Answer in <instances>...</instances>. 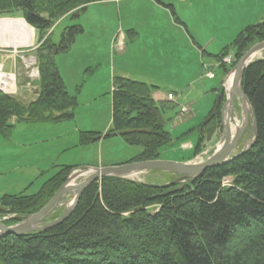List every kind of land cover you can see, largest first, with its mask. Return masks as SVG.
I'll use <instances>...</instances> for the list:
<instances>
[{"label":"trees","instance_id":"1","mask_svg":"<svg viewBox=\"0 0 264 264\" xmlns=\"http://www.w3.org/2000/svg\"><path fill=\"white\" fill-rule=\"evenodd\" d=\"M99 1L105 0H0V15L21 9L43 40L36 49L39 95L25 103L16 96L0 94L1 133L10 134L13 117L45 122L73 118L75 97L66 90L54 57L70 46L82 27H69L63 41L56 44L45 35L58 18ZM262 40L264 20L244 28L215 56L221 62L228 55L240 59L248 46ZM241 86L255 121L254 139L243 154L207 168L201 176L173 187V191L170 186L117 176L94 181L83 190L76 208L64 222L46 230L0 238V264H264V58L248 65ZM113 88V125L106 135H120L129 145L142 148L127 162L157 159L161 147L171 142L165 129L171 118L166 113V102L153 96L158 87L114 76ZM224 99L220 91L204 126L219 121ZM46 109L60 112L44 118V113L39 112ZM100 137L93 131L80 134L85 144ZM73 167H61L37 193L1 197L0 217L26 216L40 210ZM226 177L232 178L228 185L223 184ZM155 203L160 205L150 210ZM47 217L59 215L54 211ZM16 222L18 219L12 217L4 223ZM128 238L138 245L129 243L128 254L120 252L119 261L114 253L104 251ZM116 250L119 252V248ZM96 254L102 262L93 258Z\"/></svg>","mask_w":264,"mask_h":264},{"label":"rangeland","instance_id":"2","mask_svg":"<svg viewBox=\"0 0 264 264\" xmlns=\"http://www.w3.org/2000/svg\"><path fill=\"white\" fill-rule=\"evenodd\" d=\"M249 1L174 0L173 4L177 16L186 22L188 31L184 27L175 26L177 27L175 28L170 26L171 12L169 9H166V14H164V12H160L161 10L150 6L146 1L121 3V6L127 4L129 9L137 10L139 20L136 18L133 21L138 26L137 31L139 34L133 44H128L131 46V51L122 55L121 59L116 57L114 62H117V60L122 61L125 66L135 71L136 75L134 76L139 79V72L143 68V62L139 58L142 61L143 59L147 60V62L154 60L163 75V79L155 76H152L151 79L158 81L159 78L161 90L167 91L170 89L176 91V94L168 93L166 95V113H169L171 118L165 123V129L171 135V142L161 147L157 159L200 163L211 157L222 143L224 123L221 119L222 114L217 123L214 122L207 127L203 125L207 115L201 124L196 127L191 128L190 125H185L186 121L194 116L188 103L195 96L192 93L195 86L199 85L197 88L203 86L205 89L216 87L221 78V71L218 68L214 69L215 79L206 77L205 73L201 77L197 76L199 75L198 68L199 73H201L202 66L201 64L198 65L197 47L195 48L189 36H193L208 51L219 54L244 28L264 20V7L258 6L257 10L252 8L248 10ZM190 5H193V7L189 9ZM129 9L128 13L130 14ZM117 12L118 10L113 4L89 6L80 17V21L76 22L82 23L84 31L74 34V40L70 41L72 52L69 56H65L66 64L58 65L64 75L63 80L66 90L71 96L75 97L73 118L62 122L44 121L36 124L16 121L15 131L10 138L0 132V198L4 195H18L20 193L31 195L37 193L45 180L52 176V167L54 165H80L69 170V175L61 186L73 175L77 176L72 178L70 183L78 184L87 177V175H82V173L99 167L129 163L127 161L142 152L140 146L129 145L122 136L106 135L113 125L112 90L114 78L109 75V67L111 66V61L108 58L109 34L117 28V26L114 28L116 18L125 21V13L119 12L118 14ZM3 15H6V13L0 16ZM101 15L105 18H100ZM149 18L151 21L147 23ZM151 23L157 25L158 28L163 26L165 31L157 30L151 33V29L148 28V24ZM67 24L70 25L69 27L81 25L74 22L70 23V20H68L59 26L57 32L61 31ZM53 27L54 24L46 33V38H48V35L51 36ZM123 30H126L125 25ZM126 35L129 40L131 38L130 35L128 33ZM149 37L155 40L157 44H148ZM255 43L248 46L244 53ZM8 48L9 53L22 52V54L19 52L21 54L19 59L28 61V57L33 56L30 51L28 52L27 48L29 46ZM231 57L233 58L234 66L230 67L229 70L226 67L225 80H228L229 75L239 61L234 56L231 55ZM260 58H264V49L259 51L254 59ZM16 66L19 67L18 71ZM16 66H14V70H9L10 65L7 64L4 70L12 72L14 76L5 75L4 78L11 81L10 86L13 89L12 91L15 90V93L22 88L28 90V93L34 96L32 91L34 83H38V78L29 75L31 72L30 67H26L29 66L27 62L25 64L20 62L19 65L16 63ZM196 70L197 75H195ZM143 76L147 77V75ZM195 76L199 80L189 83ZM225 80H223V84ZM225 84H228L227 81ZM83 87L84 89L80 91ZM15 93L13 92V94ZM222 93L227 98L228 93L225 87H223ZM0 94L6 95L9 92L0 89ZM170 94L173 95L172 98L168 97ZM23 100L28 101L29 98L26 99L25 97ZM194 100L192 102H195ZM223 103L224 100L221 102V108ZM235 103L234 121L236 124H232L234 129L243 119L240 99L236 97ZM59 112L46 109L39 113L40 115L44 113L43 117L45 118L55 117ZM199 116L200 114H198ZM22 117L26 118L28 116L23 115ZM196 119L197 117L192 119V126L197 125L199 122H196ZM251 126L252 120L250 118L247 130H245V134L238 141L234 152H239L245 144L250 145L253 141L254 131L250 137L248 134ZM85 130L98 131L102 137L95 142L81 146L80 131ZM69 144L72 146H69ZM67 146L68 149H65ZM88 147H92L90 156L86 154L90 151ZM43 170L46 173L42 174ZM117 177L154 186H170L172 188L170 191H173L178 184L185 183L187 180L181 174L165 170H145ZM231 181V177H226L223 180V184L228 185ZM73 199L74 192L67 193L52 212L55 211L60 217L64 210L72 205ZM151 205H155L150 207V210L153 211L157 209L158 206L156 205L160 204ZM31 214L26 216L10 214L0 217V220L5 222L6 219L16 217L18 222H20ZM47 216L42 219L41 224L49 223L58 218H49ZM13 224L15 223H11V225ZM120 243L117 241L115 247L104 248L107 253H114L113 255L118 261L120 252L128 254L129 243H132L135 247L138 245L136 241H130L129 238L123 244ZM118 248L119 252L116 250ZM93 258L102 262L98 254Z\"/></svg>","mask_w":264,"mask_h":264},{"label":"crops","instance_id":"3","mask_svg":"<svg viewBox=\"0 0 264 264\" xmlns=\"http://www.w3.org/2000/svg\"><path fill=\"white\" fill-rule=\"evenodd\" d=\"M137 1L141 2V1H146L148 2V4L152 7H155L157 10H161L160 12H164V14H166V9H169L171 14V25L170 26H178V27H184L185 29H187V24L186 22L181 19L179 16H177L176 10H175V6L173 4L174 0H105V1H99V2H94L92 4H89L85 10H87V8H89V6L91 5H97V4H113L114 6H116V10H118V14L119 12H121L122 14L125 13V21H123L120 18H116V25L114 26V29L111 34H109V46H108V58L111 61V66L109 67V75L112 76V78H114V76H122V77H126V78H131V79H137L134 75L135 71L131 69H129L130 67H127L123 64V62L117 60V62H114V60L116 59V57H118V59H121L122 55L128 54L131 50L128 44L131 43L133 44L134 41L136 40V38L138 37L139 32L137 31V24L136 22H134L133 20H135L137 18V20H139L138 17V13L137 10L135 11L134 9H129L128 5L125 4L123 6H121V3L123 2H134V3H138ZM181 1H185V0H181ZM249 7L248 10H250V8H252L253 10H257L258 6H262L264 7V0H250L249 1ZM193 5L189 6V9L192 8ZM128 9L130 10V14L128 13ZM85 10L82 11H73L70 13H67L66 15H64L62 18H60L55 24L54 27L52 29V33H51V40L53 43H60L63 41V38L66 37V33L68 32L69 26L70 25H65L61 31L57 32V29L59 28V26L61 24H63L64 22L70 20V23L74 22L75 24H81L80 26L82 27V23H76L80 21V17L84 14ZM100 18H105L103 15L100 16ZM98 18V19H100ZM123 21V22H122ZM128 21V22H127ZM151 21V19L149 18L147 20V23H149ZM124 25L126 26V30L124 29ZM149 25V29H151V33L154 31H165V28L163 26L159 27L157 25H154L153 23L148 24ZM177 28V27H175ZM84 29L82 28L83 32ZM126 31V32H125ZM130 35L131 38H129V40L127 39V34ZM190 35V33H189ZM77 36V35H76ZM75 36V37H76ZM40 31L33 27L32 25H30L24 16V13L21 9H18L12 13L0 16V65L3 66V68L5 69L7 64L10 65L9 70L13 69L14 70V65L17 63H19V59L18 57H16L13 53H9V48L8 47H25V46H29L28 52L30 51V54H32L33 56L36 57V49L37 47H39V45L41 44L42 39L40 38ZM189 38L191 39L192 43L194 44L195 48L197 47V51L196 53L198 54V65L201 64L202 68H201V73H199V68H198V74L197 75V70L195 71V75H197L198 77H201L204 75V73L206 74L207 71H214V69H220L221 73H220V82L216 87H211V88H206L203 86H200L197 88V86H195L194 91L192 93L195 94V96L193 97V99L188 103L191 106L192 109V113H194L193 118L189 119L188 121H186L185 125H190L191 128L192 127H196L198 126V124H201V122L204 120L205 116L209 113L210 109L212 108L217 95L219 94L220 91H222V87H223V80H225L224 78L226 77V66L223 67L221 64V61L217 60V57L215 55L214 52H210L207 50V48H204L203 45H201L199 42H197L195 40V38L193 36H189ZM58 39V40H57ZM74 40V38H73ZM149 42H147L148 44L151 43V45H156L157 43H155V40L151 39V37H149L148 39ZM151 41V42H150ZM199 43V44H198ZM148 47V46H147ZM72 52V47L71 45L64 50H60L56 55H55V63L57 65L58 71L62 77V80L64 78V75L62 74V72L59 69V66H61V64H66L65 61V56H69V54H71ZM58 58V60H57ZM139 60L142 63V70L141 72H139V79L137 80H143L146 81L150 84L156 85L158 87V89L153 93L154 98L157 101H165L166 102V95L168 93H173L176 94V91L170 90L168 89L167 91L161 90V86H159L161 83L159 78L158 81L151 79L152 76L155 77H161L162 78V74L160 73L157 64H155L154 60H151L149 62H147V60L143 61L139 58ZM59 65V66H58ZM190 65V64H189ZM17 70H18V66H16ZM215 72V71H214ZM143 75H147V77L143 76ZM197 76H195L193 78L192 81H190L189 83L198 81L199 78H197ZM216 77V75H215ZM212 78V79H215ZM163 79V78H162ZM64 82V80H63ZM37 83V82H36ZM190 85V84H189ZM84 89V87L80 90L82 91ZM114 89V88H113ZM113 92V90H112ZM32 93H34V96L31 95L30 93H28V90L19 89L17 93H15V96L18 97L19 99H21L23 102L25 103H29L33 100L36 99V97L39 95V88L38 85L34 83V87H33V91ZM203 94H205V96H203ZM29 98L28 101H24L23 99ZM31 97V98H30ZM195 99V100H194ZM195 102H192V101ZM198 114H200V116L198 117ZM196 119V122L199 121L197 123V125L195 124L194 126H192L193 123H191L192 119ZM17 122H33V123H40V122H44V121H35V120H19L16 119L15 117H13L11 119V123L13 125L12 127V131L10 132L8 136V138H10L12 136V134L15 131V123ZM68 121V120H65ZM57 122H62V121H57ZM191 123V124H190ZM88 131V130H85ZM85 131H80L81 132H85ZM89 131H93V130H89ZM93 132H98V131H93ZM120 136V135H119ZM102 137V135H101ZM100 137V138H101ZM99 138V139H100ZM95 144V143H93ZM85 143L81 141V146H84ZM87 145V144H86ZM69 146H72L71 144H69ZM74 147V146H73ZM91 148L92 147H88V149H90V151H86L87 155L90 156V152H91ZM68 149V146L65 148ZM89 160V158H88ZM68 164H60V165H54L52 168V176L58 172V170L61 167L67 166ZM86 165V164H84ZM68 166H80V165H68ZM46 173L44 170L42 171V174ZM44 177H46L45 175H43ZM50 178V177H49ZM48 179V178H47ZM46 181V180H45Z\"/></svg>","mask_w":264,"mask_h":264},{"label":"water","instance_id":"4","mask_svg":"<svg viewBox=\"0 0 264 264\" xmlns=\"http://www.w3.org/2000/svg\"><path fill=\"white\" fill-rule=\"evenodd\" d=\"M263 49L264 40L259 41L250 47L236 63L234 67L235 70L233 74L232 87L229 89L227 98L221 108L222 121H224L222 144L207 160L200 163H189L153 159L134 161L120 165L104 166L91 171L92 173H90L81 183L78 184L70 183L71 179L77 176L73 175L54 193L46 205H44L37 212L31 214L28 218L13 225H5V223L0 220V238L10 234L20 235L35 231H42L64 222L73 213L83 190L94 181H97L103 177L121 176L145 170H165L181 174L184 179L196 178L201 176L207 168L222 165L243 154L249 145L245 144L239 152H234L236 149L235 147L238 141L242 138L250 118L252 120V126L249 137L251 136L252 132L255 130V121L250 101L242 89L241 81L244 70L249 64L256 60L252 59V56ZM236 97L239 98L241 102L240 107L243 113V119L241 125L234 133H232V126L236 124L234 121ZM69 192H74L75 199L72 202V205L66 208L62 215L57 219L46 224H41L40 222L42 219L46 217L59 204L63 196Z\"/></svg>","mask_w":264,"mask_h":264},{"label":"built area","instance_id":"5","mask_svg":"<svg viewBox=\"0 0 264 264\" xmlns=\"http://www.w3.org/2000/svg\"><path fill=\"white\" fill-rule=\"evenodd\" d=\"M20 52V51H19ZM19 52L18 51H16V52H14V55L17 57L18 56V58H20L21 57V54H22V52H20L21 54H19ZM24 64H25V62H27L28 63V65L29 66H26V67H30V72H31V74H29L30 76H34V77H39V68H38V65H37V60H36V58L34 57V56H32V57H28V61H26V60H24V59H20ZM223 62H225V63H228V64H231L232 62H233V58L229 55V56H226V57H224L223 58ZM0 73H2L3 75H2V77L4 78L5 77V75L7 76V75H11L12 74V72H7V71H5L3 68H2V66L0 65ZM33 74V75H32ZM206 76L207 77H209V78H213L214 77V73L212 72V71H208L207 73H206ZM225 83H226V81H225ZM224 83V86H225V88H227V84H225ZM2 90H4V89H2ZM13 89H12V87H11V90H9V91H12ZM5 91V90H4ZM14 93H15V90L13 91ZM13 92H11L12 94H13ZM10 94V93H9ZM168 97H170V98H172L173 97V95L172 94H170V96H168Z\"/></svg>","mask_w":264,"mask_h":264},{"label":"bare ground","instance_id":"6","mask_svg":"<svg viewBox=\"0 0 264 264\" xmlns=\"http://www.w3.org/2000/svg\"><path fill=\"white\" fill-rule=\"evenodd\" d=\"M258 54V53H257ZM257 54H255V55H257ZM255 55L254 56H252V59H254L255 58ZM222 64L221 65H225V66H230L228 63H225V62H221ZM232 64H233V62L231 63V66H232ZM234 66V65H233ZM227 68H229V67H227ZM16 70H17V68H16ZM235 70V69H234ZM234 70L231 72V74L229 75V77H228V80L226 79L225 81H227V83H228V91H229V89L232 87V82H233V74H234ZM18 71V70H17ZM210 71H212V70H210ZM213 73H214V77H215V72L214 71H212ZM207 73V72H206ZM2 73H0V89H4V90H6L7 92H9L10 93V95H12V96H15V94H12L11 92H13V91H9V90H11V86H10V82L11 81H8L6 78H3L2 77ZM12 76H14L13 74H11ZM205 76H206V74H205ZM207 77V76H206ZM213 77V78H214ZM209 78V77H208ZM210 79H212V78H210ZM228 93V92H227ZM242 122V121H241ZM241 122L238 124V126L234 129V128H232V133H234L235 131H236V129L241 125ZM222 144V143H221ZM220 144V145H221ZM91 171H93V169H90L89 171H87V172H85V173H82V175H89L90 173H92ZM74 199H75V197H74ZM74 199L72 200V202L74 201ZM72 204V203H71ZM6 225V224H5Z\"/></svg>","mask_w":264,"mask_h":264},{"label":"flooded vegetation","instance_id":"7","mask_svg":"<svg viewBox=\"0 0 264 264\" xmlns=\"http://www.w3.org/2000/svg\"><path fill=\"white\" fill-rule=\"evenodd\" d=\"M247 127H248V125H247ZM247 127H246V130H247ZM250 130H251V128H250ZM244 134H245V132H244ZM244 134H243V135H244ZM248 134H250L249 131H248Z\"/></svg>","mask_w":264,"mask_h":264}]
</instances>
